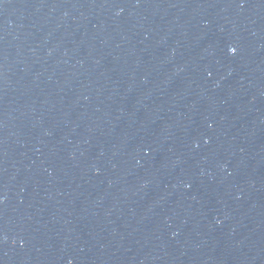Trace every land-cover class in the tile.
<instances>
[{"label": "water", "instance_id": "water-1", "mask_svg": "<svg viewBox=\"0 0 264 264\" xmlns=\"http://www.w3.org/2000/svg\"><path fill=\"white\" fill-rule=\"evenodd\" d=\"M0 264H264V0H0Z\"/></svg>", "mask_w": 264, "mask_h": 264}, {"label": "snow or ice", "instance_id": "snow-or-ice-1", "mask_svg": "<svg viewBox=\"0 0 264 264\" xmlns=\"http://www.w3.org/2000/svg\"><path fill=\"white\" fill-rule=\"evenodd\" d=\"M230 51H235V49H230Z\"/></svg>", "mask_w": 264, "mask_h": 264}]
</instances>
